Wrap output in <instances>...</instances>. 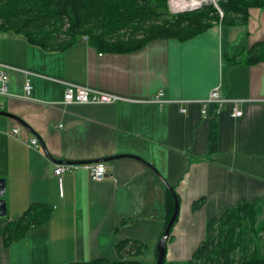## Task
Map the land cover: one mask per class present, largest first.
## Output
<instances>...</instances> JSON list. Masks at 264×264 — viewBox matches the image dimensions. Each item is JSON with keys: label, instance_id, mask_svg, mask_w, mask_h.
<instances>
[{"label": "crops", "instance_id": "obj_1", "mask_svg": "<svg viewBox=\"0 0 264 264\" xmlns=\"http://www.w3.org/2000/svg\"><path fill=\"white\" fill-rule=\"evenodd\" d=\"M261 41L264 13L257 8L246 26L213 24L188 39H153L126 52L99 51L84 38L46 50L0 29V61L25 70L8 72L9 93L0 96V111L14 116L0 114V264H112L123 239L144 244L138 260L154 263L168 195L146 164L178 198L167 262L190 257L207 218L241 202L264 204V60L242 61ZM61 81L120 98L64 104ZM215 87L239 100L240 116L227 102L217 111L207 104L201 115L199 101ZM31 137L36 148L27 146ZM123 154L139 159L116 157ZM59 162L78 166L58 181L52 168ZM93 162L105 165V178H90L82 165ZM34 202L51 206L48 220L5 244L8 221Z\"/></svg>", "mask_w": 264, "mask_h": 264}, {"label": "trees", "instance_id": "obj_2", "mask_svg": "<svg viewBox=\"0 0 264 264\" xmlns=\"http://www.w3.org/2000/svg\"><path fill=\"white\" fill-rule=\"evenodd\" d=\"M218 5L221 18L210 5L172 14L166 0H0V29L21 34L30 44L46 50L63 49L84 36L99 51L126 52L153 39H188L213 24L246 26L251 8L264 13V0H218ZM263 60L264 41L253 44L242 56L247 64ZM166 192L167 222L173 201ZM202 202V197L192 201L191 211ZM51 210L46 203L30 204L8 221L4 243L44 224ZM263 236L264 204L259 200L241 202L219 217L205 220L204 237L187 260H163L162 264H264ZM143 250L144 244L137 240H120L114 245L117 259L112 264H142L138 258ZM103 263L97 259L69 264Z\"/></svg>", "mask_w": 264, "mask_h": 264}, {"label": "built area", "instance_id": "obj_3", "mask_svg": "<svg viewBox=\"0 0 264 264\" xmlns=\"http://www.w3.org/2000/svg\"><path fill=\"white\" fill-rule=\"evenodd\" d=\"M167 10L172 13H179L184 11H191L201 8L203 5H210L214 8L219 18L222 17L223 13L218 5V0H166ZM10 70H19L24 72L25 70L16 68L15 66L8 64L6 62L0 61V96H7L8 91V72ZM64 84V89L62 93V102L64 104L72 103H111L116 99H119L120 96L94 88L91 86H86L69 81H61ZM218 88H213L209 91L208 95L199 101L201 105L200 113L202 116L206 114V105L213 104L215 106V111H217L223 103H230L232 106L231 115L240 116L241 110L236 107L239 100L236 99H224L218 93ZM23 95L27 96L29 91V85L27 82H24L22 85ZM181 112H184L185 109L181 107L179 109ZM11 135H18V128L12 127L10 129ZM27 146L36 148L38 143L34 137L29 138L27 141ZM78 164L76 163H56L52 168L53 175L60 181L62 175L65 172H68L76 168ZM88 170L89 176L92 180H101L106 177V168L102 162H93L85 163L82 165Z\"/></svg>", "mask_w": 264, "mask_h": 264}, {"label": "water", "instance_id": "obj_4", "mask_svg": "<svg viewBox=\"0 0 264 264\" xmlns=\"http://www.w3.org/2000/svg\"><path fill=\"white\" fill-rule=\"evenodd\" d=\"M0 114L8 116V117H14L13 115H10V114L2 112V111H0ZM125 156H131V157H135V158L139 159L137 156L130 155V154L118 155L116 157H125ZM103 161H107V159H103ZM146 165L155 173L157 178L164 185L166 190L170 193V195L172 197V201H173L172 212H171L167 222L165 223L161 237L158 239V241L155 245L156 256H155L154 264H162L163 260H164V255H165V241H166V238L169 234L170 228H171L172 224L174 223L176 216H177V213H178V198L176 196V193L174 192V189L164 180V178L160 175V173L151 165H149V164H146ZM2 194H3V184H2V180H0V209L1 210H3V207H4V201H3V199H1Z\"/></svg>", "mask_w": 264, "mask_h": 264}, {"label": "rangeland", "instance_id": "obj_5", "mask_svg": "<svg viewBox=\"0 0 264 264\" xmlns=\"http://www.w3.org/2000/svg\"><path fill=\"white\" fill-rule=\"evenodd\" d=\"M81 38H84V39H85L84 36H82ZM263 240H264V236H263ZM165 245H166V247H167L166 242H165ZM165 253H166V255H164V263H167L168 256H167V251H166V249H165ZM178 263H179V261H178ZM143 264H154V263L143 262Z\"/></svg>", "mask_w": 264, "mask_h": 264}]
</instances>
